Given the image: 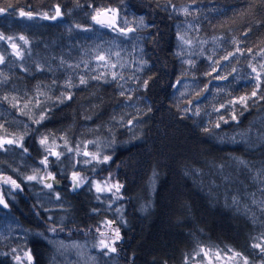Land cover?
<instances>
[{
  "label": "trees",
  "instance_id": "trees-1",
  "mask_svg": "<svg viewBox=\"0 0 264 264\" xmlns=\"http://www.w3.org/2000/svg\"><path fill=\"white\" fill-rule=\"evenodd\" d=\"M187 2L188 0H173L177 7ZM76 3L77 0H0V8L7 9L0 15V32L5 35H25L32 39L33 57L41 61L47 59L54 68L57 61L51 57L63 56L75 63L84 55L85 49H92L98 44L109 47L112 41H118L124 48H130L131 41H124L107 29L93 26L94 32L77 30L76 24L91 23L87 14L92 11L88 5L93 3V0H79L82 7H77ZM165 3L166 0H123L122 3L121 0H94L95 6L120 8L121 15L129 20L144 16L146 23L151 26L137 33L143 37H153L142 42L149 67L144 72L137 73L141 79L152 77L149 88L147 91L139 89V85L132 82L129 87L139 90L132 94L131 101H126L118 95L119 90L114 85L97 86L96 82L92 81L88 88L73 89L76 93L73 100L50 112L51 119L39 126L38 131L52 132L59 136L71 127L69 136L72 142L76 143L82 135L87 139H93L96 135L101 138L108 137L107 127H113L116 144L107 149L113 153V162L101 166L106 170L95 175L101 177L107 175L110 170L115 173L116 179L125 185V198L117 203L123 206L127 224L121 226L123 240L118 245L116 264H183L185 254H192L198 244L232 247L248 256L250 261L260 264V257L253 255L257 250L251 248V243L253 237L260 235L261 225L253 224L242 208L237 211L236 207L231 205L230 198L239 195L241 206L248 204L253 211L257 210L252 205V197L249 194L255 193L256 200L264 199V194L258 191L259 185L251 179V175H254L264 162V144L255 143L257 137L264 133V108L260 111L251 108L240 118L239 130H246L252 125L249 135L255 145L253 147L247 144L217 143L214 137L201 131L198 123H194L200 121V117L190 116L183 120L179 118L182 113H177L174 107L176 97L173 86L180 77L182 67L186 66H182L173 55L175 36L177 25L183 26L186 19L191 21L192 18L170 15L172 10L165 8ZM56 5H59L64 13L63 18L56 21L39 18L28 20L19 15L21 10L34 13L47 11L51 14ZM196 7L200 10L199 19L193 23L200 25L199 35L202 38L211 41L215 35L228 38L237 36L245 41L241 45L244 48L252 47L255 50L258 45L264 47V5L259 4L258 0L251 6L250 0H200ZM249 27L252 29L250 34L247 37L241 36L240 33ZM2 47L11 51L7 44ZM211 47L209 43L207 48ZM221 51L222 49L218 50V53ZM193 58L199 61L197 69L193 70L198 80L194 82L188 77L184 81L188 88L187 96L183 99L194 95V86L197 83L202 87L206 82L201 73L205 70L207 62L198 57ZM11 59L13 58L9 57V60ZM238 59L240 63L235 65L239 69L237 75L243 77L251 71L246 67L248 57ZM0 68L12 76L9 83L4 85L5 94H15L13 85L22 95L25 90L30 92L38 80L50 83L52 79V73L28 75L9 65H2ZM124 71L127 76L130 70ZM55 75L62 82L65 73L57 71ZM249 83L243 79L237 83L233 77H229L228 81H213L209 85L210 92L194 101L193 106L201 104L209 107L218 102L226 103L229 98L226 92L233 95L243 94L249 90ZM217 89L224 91L214 98ZM131 105H137L142 112H146L147 105H151L153 109L138 121L139 126L135 132L140 135V139H133L131 131L110 119L112 116L118 119L122 116L127 120L130 115H137V108ZM0 113V122L5 123L9 133H17L22 128L19 122L29 123L27 116L19 115L7 103L0 105ZM85 116H90L91 119H85ZM97 126H100L98 134L86 132L87 128ZM29 127L37 129L38 126L29 123ZM236 127L233 124L224 125L223 130L232 135ZM0 134H3V130H0ZM36 137L37 132L33 131L24 141L29 148V154L19 155L20 149L15 147L11 152H0V160L3 161L0 163V172L20 182V176L31 174L33 167H42L38 163L41 148L36 142ZM58 143L62 144L63 141ZM230 156L247 160L252 166V173L244 170L233 172L229 168L227 171L232 175L230 181L225 182L212 175L211 180L215 181V187L210 186L207 162L219 163ZM193 168L202 169L204 177L184 174L186 170ZM13 169H18L19 174ZM154 169L156 176L153 183ZM52 170L61 183L55 188L63 199L57 201L53 197L48 200L47 190H42L40 185L23 184L25 190L14 193L15 199L9 198V208L0 206V234L5 237L0 241V252H10L15 247L22 256L20 248L26 245L32 250L36 264H66L65 258L47 240L50 238L47 233L50 223L65 217V231L79 230L94 226L101 217L115 216L114 211H104L105 205L94 199V193L84 189L78 193L69 190L70 181L66 179V165L53 166ZM87 174L94 175L91 172ZM38 201L51 210L45 211ZM61 204L67 211L58 207ZM145 204L149 205L146 211L142 210ZM115 207L116 205L113 206ZM93 208L101 209L99 215L92 212ZM257 215L260 216L258 211ZM49 216L53 218L52 221L47 219ZM260 219L264 220V216ZM52 240L58 239L53 237ZM96 257L98 264H107L101 253ZM224 257L227 258L226 255ZM69 263L77 262L68 259L67 264ZM0 264H15V261L11 256H0ZM190 264H195V261L190 260Z\"/></svg>",
  "mask_w": 264,
  "mask_h": 264
},
{
  "label": "snow or ice",
  "instance_id": "snow-or-ice-1",
  "mask_svg": "<svg viewBox=\"0 0 264 264\" xmlns=\"http://www.w3.org/2000/svg\"><path fill=\"white\" fill-rule=\"evenodd\" d=\"M122 2L123 0H121ZM199 2L200 0H188L187 3L177 7L173 0H166L164 5L165 8H171L170 15L192 18L191 21L186 19L183 22V26L177 25L176 45L173 55L182 66L186 67H182L180 77L176 79L173 86L176 97L174 107L177 113H182L179 117L182 120L190 116L200 117L201 120L194 121V123H198L201 131L208 136L214 137L217 143L247 144L249 147H253L255 145L249 135L252 125L250 124L243 131L239 130L238 126L241 123L240 118L249 109L256 108L257 111H260L264 108V47L258 45L255 50L252 47L244 48L241 45L245 41L237 36L228 38L224 35H215L211 38V41L202 38L199 35L200 25L193 23V21L199 19L200 10L196 7ZM258 2L264 5V0H258ZM255 3H257V0H250V6ZM76 6L82 7L79 0H77ZM88 6L92 9L91 13L87 14L91 23L87 25L76 24L75 28L85 33L94 32L95 28L93 26L107 29L116 33L122 40L131 41L130 48H124L118 41H112L109 47L98 44L92 49H85L84 55L75 63L70 62L63 56L51 57L52 60L57 61L54 68L47 59L41 61L33 57L31 45L34 41L32 39L25 35H5L0 32V66L9 65L28 75L52 73L50 83L38 80L30 92L25 90L21 95L16 86L13 85V89L16 90L15 94H5L3 92L4 85L9 83L12 76L8 71L0 68V105L9 104L19 115L27 116L30 124L38 126L37 129H32L29 127V123L19 122L22 124V128L17 133H9L5 123L0 122V130H3V134H0V152H11L13 147H15L20 149L19 155L29 154V148L24 141L28 136L32 135L33 131H36V142L41 148V156L38 163L42 166L33 167L31 174L20 176V182L12 176L0 172V206L5 209L9 208V198L15 199L14 193L23 192L25 190L22 186L23 184H38L42 190H47L48 195L46 198L48 200L54 197L55 200L61 201L63 197L55 188V185L60 183V181L52 169L53 166L66 165L68 170L66 179L70 181V191L78 193L81 189H84L92 192L94 193V199L99 204L105 205L104 211H114L115 216L112 218L101 217L94 226H86L84 229L79 230L83 231L85 235L94 231L97 235L92 247L104 256H112L113 260H115L119 253L118 245L123 240L121 226H126L127 224L123 206L117 203L125 198L123 192L125 185L116 179L115 173L110 170L109 174L103 179H97L95 175L106 170L101 166H107L113 162V153L107 151V149L113 148L116 144L113 127H107L108 137L101 138L96 135L93 139H87L82 135L81 139L76 143H73L69 136V132L72 131L71 127L59 136L52 132L40 133L38 131L39 126L43 125L46 120L51 119L50 112L54 111L56 107L73 100L76 95L73 89L88 88L92 81H95L97 86L114 85L119 90L118 95L126 101H131L133 99L132 94L139 89L147 91L149 88L152 77L141 79L137 75V73H142L149 67V60L145 59V49L142 42L146 39L151 40L153 37L151 35L147 37L137 35L139 31L147 30L151 27L146 23L145 17L138 16L129 20L126 16L121 15L120 8L95 6L94 0ZM6 11L7 9L0 8V15ZM19 15L28 20L39 18L41 20L56 21L62 19L64 13L61 7L56 5L51 14L47 11L34 13L21 10ZM71 31L72 28L70 27L69 32L71 33ZM251 31L252 29L249 27L247 30L242 31L240 35L247 37ZM209 43L212 45L211 49L207 48ZM3 44H7L11 51L4 49L2 47ZM221 49L222 51L218 53V50ZM122 53H126V55ZM245 56L248 57L246 67L251 71L241 77L237 75L239 69L235 65L240 63L238 57ZM9 57L13 59L9 60ZM193 57H198L207 62L205 70L201 73L206 78V82L202 87L197 83L194 86V95L183 99L187 96L188 88L184 81L188 77H191L194 82L198 80L197 74L193 70L197 69L199 61ZM17 61L19 63H16ZM125 69L130 70L127 76L125 75ZM57 71L65 73L62 82L56 78L55 74ZM229 77H233L237 83L241 79L250 82L248 84L249 90L239 95L226 92L229 97L226 103L218 102L211 104L209 107L201 104L193 106L194 101L203 98L205 94L210 92L209 85L213 81H228ZM19 79H23V77H19ZM132 82H136L139 85V89L129 87ZM180 88L184 90H180ZM221 91L224 90L217 89L214 98ZM131 107L137 108V115H130L127 120H124L122 116L119 119L116 116H112L110 119L131 131L133 139H140V135L135 132V129L139 126L138 121L143 119L144 115L151 113L153 109L151 105H147L146 112H142L137 105H131ZM85 119H91V117L85 116ZM230 124L237 126L234 128V134L232 135L223 130L224 125ZM99 131L100 126L86 129V132L93 134H98ZM58 141H63V143L60 144ZM255 143L264 144V133L257 137ZM2 162L0 160V163ZM116 167H119V165H116ZM207 167L208 183L212 187H215V181L211 180L212 175L218 176L225 182L232 179L231 172L227 171L229 168L233 172L244 170L251 174L253 171L250 163L239 156H230L227 160L219 163L215 161L207 162ZM13 171L19 174L18 169H13ZM87 172H91L94 175L89 176ZM184 174H195L202 178L205 175L200 168H193L190 171L186 170ZM155 176L156 172L154 169L153 183ZM251 179L259 185L258 191L264 194V162L261 163V167L255 174L251 175ZM201 182L203 183L204 180L202 179ZM249 195L252 197V205L260 216L248 204L241 206L239 195H234L230 198L231 205L236 207L237 211L242 208L244 214L249 216L253 224L259 223L261 225L260 235L252 238L251 248L257 250L253 255H258L260 264H264V220L260 219L261 216H264V199L256 200L254 198L255 193H250ZM38 203H40L41 207H44L45 211L51 210L45 207L42 202L38 201ZM114 205H116L115 208H113ZM58 207L63 209L62 204L58 205ZM148 207L149 205L145 204L142 206V210L146 211ZM63 210L67 211V209ZM100 211L101 209L99 208L92 209L95 215H99ZM47 219L49 221L53 220L51 216L47 217ZM64 219L65 217H61L58 222L53 221L50 223L47 231L52 233L53 236L58 232L65 231ZM38 235H43V233H38ZM69 235H71L70 231ZM3 239L5 237L0 234V241ZM49 243L53 244L58 253L69 248H82L76 241L66 244L63 240H49ZM20 251L23 252L22 256L15 247L10 252H0V256H11L15 264H24L25 261L26 264H36L31 249L25 245L20 248ZM13 253L17 254L12 255ZM225 255L229 261H236V264H240L241 261L242 264H255V261H250L248 256L232 247L225 246L220 248L219 246L199 244L192 254H185L183 264H190V260H194L195 264H213L214 260L221 261ZM197 257L200 259L196 260ZM91 259L94 260L95 257Z\"/></svg>",
  "mask_w": 264,
  "mask_h": 264
},
{
  "label": "rangeland",
  "instance_id": "rangeland-1",
  "mask_svg": "<svg viewBox=\"0 0 264 264\" xmlns=\"http://www.w3.org/2000/svg\"><path fill=\"white\" fill-rule=\"evenodd\" d=\"M109 174V173H108ZM107 174V175H108ZM107 175L96 177L97 179H103ZM116 178V176H115ZM61 183L56 184L55 186L59 187ZM7 187V186H5ZM69 231L71 232V235H69ZM48 236L50 238H47V240H52V238H57L58 240H63L66 244H70L73 241L78 242L82 248L81 249H73L69 248L67 250H61L59 253L63 258L66 260V264L68 263V259L72 262H77L76 264H98L97 261V254L100 253L95 248L92 247V243L95 241L96 233L90 232L87 235L83 231L80 230H66L63 232H58L55 236H53L52 233L47 231ZM102 254V253H101ZM104 259L107 261V264H116V261L113 260L112 256H104ZM92 257H95V259H91ZM103 262V261H102ZM26 264V261L24 262ZM71 264V263H69ZM213 264H236V261H230L227 258H223L221 261H215Z\"/></svg>",
  "mask_w": 264,
  "mask_h": 264
}]
</instances>
